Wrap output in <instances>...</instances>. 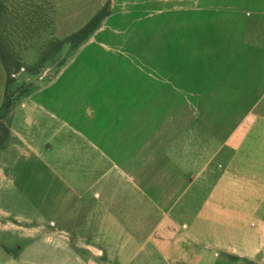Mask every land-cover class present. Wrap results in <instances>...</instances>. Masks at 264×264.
<instances>
[{"label": "crops", "instance_id": "crops-1", "mask_svg": "<svg viewBox=\"0 0 264 264\" xmlns=\"http://www.w3.org/2000/svg\"><path fill=\"white\" fill-rule=\"evenodd\" d=\"M0 224L4 264H264V0H0Z\"/></svg>", "mask_w": 264, "mask_h": 264}, {"label": "rangeland", "instance_id": "rangeland-1", "mask_svg": "<svg viewBox=\"0 0 264 264\" xmlns=\"http://www.w3.org/2000/svg\"><path fill=\"white\" fill-rule=\"evenodd\" d=\"M3 36H5L6 41L8 43H11L10 46H5L7 51L13 55L14 57H18L19 53H22V50L25 49H37L41 52V60L35 65L27 64L26 62H12V64L15 66V69L12 73L15 74V77H13L12 80H15L19 72H22V69L25 68L27 72H31V70L40 71L45 68H47L46 63H44L43 60H45L46 56L52 51L61 49L62 46L61 42H55L53 40H50L51 32L50 30L44 29V30H34V31H18V30H8V31H2ZM85 33V32H84ZM84 33H80L79 35L74 38V41L79 39ZM26 37V45L20 46L18 43V38L20 37ZM15 38V39H14ZM49 38V39H48ZM4 48V47H3ZM61 54V53H58ZM13 67V66H12ZM24 80L20 81V84L24 83V85H32L34 83V79L31 76L23 78ZM18 80V79H17ZM16 81V80H15ZM18 83V81H16ZM19 84V83H18ZM0 227L2 225L0 224ZM31 242V241H30ZM29 242V244H30ZM28 246L27 239L24 240L20 236H18L16 233L13 232H3L0 233V263L4 264L7 260L9 261H16L19 259V252L21 250H25ZM27 249L35 250L34 246V240H32L31 244L28 246ZM48 249V248H46ZM49 257V252L47 253ZM27 261L34 262L35 260V254L28 252Z\"/></svg>", "mask_w": 264, "mask_h": 264}, {"label": "trees", "instance_id": "trees-1", "mask_svg": "<svg viewBox=\"0 0 264 264\" xmlns=\"http://www.w3.org/2000/svg\"><path fill=\"white\" fill-rule=\"evenodd\" d=\"M104 16V12L102 11L101 13H99L95 18L94 20L92 21V23H90V25H88V27L82 31L83 33H89L90 31H92L96 26L97 24L101 21V19L103 18ZM84 33V34H85Z\"/></svg>", "mask_w": 264, "mask_h": 264}]
</instances>
